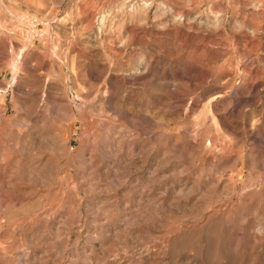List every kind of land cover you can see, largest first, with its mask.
I'll use <instances>...</instances> for the list:
<instances>
[{"label":"rangeland","instance_id":"1","mask_svg":"<svg viewBox=\"0 0 264 264\" xmlns=\"http://www.w3.org/2000/svg\"><path fill=\"white\" fill-rule=\"evenodd\" d=\"M0 264H264V0H0Z\"/></svg>","mask_w":264,"mask_h":264}]
</instances>
